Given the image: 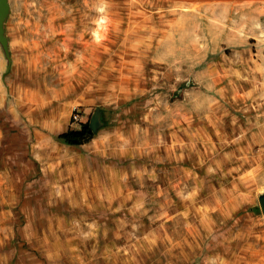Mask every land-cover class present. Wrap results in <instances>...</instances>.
Listing matches in <instances>:
<instances>
[{"label":"rangeland","instance_id":"obj_1","mask_svg":"<svg viewBox=\"0 0 264 264\" xmlns=\"http://www.w3.org/2000/svg\"><path fill=\"white\" fill-rule=\"evenodd\" d=\"M8 1L0 264H264L263 19ZM96 112L90 142L59 140Z\"/></svg>","mask_w":264,"mask_h":264},{"label":"crops","instance_id":"obj_2","mask_svg":"<svg viewBox=\"0 0 264 264\" xmlns=\"http://www.w3.org/2000/svg\"><path fill=\"white\" fill-rule=\"evenodd\" d=\"M159 8L169 9V5L183 3L186 5L183 19L189 26L200 28L220 27L219 22H228L233 27H252L258 21H264V0H149ZM187 8V9H186ZM108 24L106 18L101 17L99 26ZM107 28H104L106 30ZM97 31V30H96ZM96 31L95 36H96ZM102 34V32H101ZM103 37V36H102ZM102 37L96 36L101 39ZM236 43L237 39H232Z\"/></svg>","mask_w":264,"mask_h":264},{"label":"trees","instance_id":"obj_3","mask_svg":"<svg viewBox=\"0 0 264 264\" xmlns=\"http://www.w3.org/2000/svg\"><path fill=\"white\" fill-rule=\"evenodd\" d=\"M95 137V133L90 127V123H82L79 129H68L58 135L59 140L72 146H81L90 142Z\"/></svg>","mask_w":264,"mask_h":264},{"label":"water","instance_id":"obj_4","mask_svg":"<svg viewBox=\"0 0 264 264\" xmlns=\"http://www.w3.org/2000/svg\"><path fill=\"white\" fill-rule=\"evenodd\" d=\"M9 11V1L8 0H0V40L2 41L4 48L7 50V40L6 37L4 36V32L2 29V23ZM101 125L100 122V113L96 112L91 121H90V127L93 132H97L99 127ZM260 204L262 211L264 212V194L261 195L260 197Z\"/></svg>","mask_w":264,"mask_h":264},{"label":"built area","instance_id":"obj_5","mask_svg":"<svg viewBox=\"0 0 264 264\" xmlns=\"http://www.w3.org/2000/svg\"><path fill=\"white\" fill-rule=\"evenodd\" d=\"M74 118H75V120H78V116L77 115H74Z\"/></svg>","mask_w":264,"mask_h":264}]
</instances>
